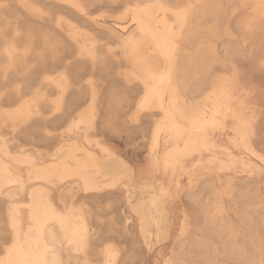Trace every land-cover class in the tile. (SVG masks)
Returning a JSON list of instances; mask_svg holds the SVG:
<instances>
[{
	"label": "bare ground",
	"instance_id": "6f19581e",
	"mask_svg": "<svg viewBox=\"0 0 264 264\" xmlns=\"http://www.w3.org/2000/svg\"><path fill=\"white\" fill-rule=\"evenodd\" d=\"M262 147L264 0H0V264H264Z\"/></svg>",
	"mask_w": 264,
	"mask_h": 264
},
{
	"label": "rangeland",
	"instance_id": "374dc122",
	"mask_svg": "<svg viewBox=\"0 0 264 264\" xmlns=\"http://www.w3.org/2000/svg\"><path fill=\"white\" fill-rule=\"evenodd\" d=\"M113 7L116 9L117 12L112 7H104L102 9L94 10L93 11V14L96 15V17H98L102 21H105L108 25H112V24H114L116 22L119 13H121V11L123 9L122 7H117V6H113ZM118 8H120V9H118ZM106 11H107V13H106ZM116 14H118V15H116ZM111 18H113V19H111ZM111 22H113V23H111ZM103 75H102V77L106 80L105 82L108 83L109 82V75H107L106 73H103Z\"/></svg>",
	"mask_w": 264,
	"mask_h": 264
},
{
	"label": "snow or ice",
	"instance_id": "6c2138e0",
	"mask_svg": "<svg viewBox=\"0 0 264 264\" xmlns=\"http://www.w3.org/2000/svg\"><path fill=\"white\" fill-rule=\"evenodd\" d=\"M157 7L164 8L165 6H164V5H157ZM169 7H178V5H170ZM145 71H146L147 75H148L152 80L159 79L161 82H163V81L165 80L166 75H167V74H165V75H161V76L157 77V76L154 74V70H153L151 67H147V68L145 69ZM89 83H91V82H89ZM153 91H155V90H153ZM214 127H223V123H222V122H219L218 124L214 125ZM261 153H264V147L261 148ZM260 159L264 160V155H261V156H260ZM108 251H110V250H108ZM57 264H65V262H64V261H57ZM68 264H72V262L69 261ZM76 264H80V261L77 260V261H76Z\"/></svg>",
	"mask_w": 264,
	"mask_h": 264
}]
</instances>
